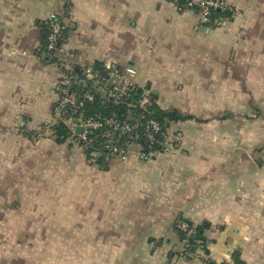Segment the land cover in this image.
Wrapping results in <instances>:
<instances>
[{
	"label": "crops",
	"instance_id": "1",
	"mask_svg": "<svg viewBox=\"0 0 264 264\" xmlns=\"http://www.w3.org/2000/svg\"><path fill=\"white\" fill-rule=\"evenodd\" d=\"M67 1L65 45L73 63L130 67L160 108L194 118L170 125L178 137L174 149L149 160L109 159L107 169L54 138L41 159L72 167L73 159L83 160L81 200L71 203L74 194L67 193L54 205V229H61L54 255L65 244L68 258L83 264H232L236 254L243 264H264V41L249 40L256 13L240 11L214 29L199 26L196 12L171 0ZM225 1L237 9L264 2ZM64 6L63 0H0L3 131L10 129L5 117L29 121L53 112L62 68L40 53L38 21ZM179 218L210 224L204 244L184 251ZM8 253H0V264H10Z\"/></svg>",
	"mask_w": 264,
	"mask_h": 264
},
{
	"label": "rangeland",
	"instance_id": "2",
	"mask_svg": "<svg viewBox=\"0 0 264 264\" xmlns=\"http://www.w3.org/2000/svg\"><path fill=\"white\" fill-rule=\"evenodd\" d=\"M226 3L229 9H234L233 18L240 11L244 17L247 10L256 13V22L250 26L253 33L249 40L263 43L264 2H248L238 9L227 1ZM196 15L199 26L205 25L214 29L224 27L228 21L225 19L208 25L201 21L198 13ZM71 55L72 59L73 54ZM57 64L59 69L63 67L62 63ZM60 75L61 71L58 70L57 79ZM55 99L54 92L53 101ZM5 119V127L10 128L8 131L2 130L1 126L4 124L0 117V253L9 250L10 264H83V260H79L81 257L68 258L72 251L65 244L58 245L59 252L54 255V235L61 234V229H54V215L57 213L54 212V205L60 204L62 198L67 199V193L74 194L73 198L69 196L71 203L81 200L83 160L73 159L75 163L72 167L66 161L41 159L42 156L50 154L49 143L54 141L53 125L60 122L53 112L48 118L35 117L29 121L25 119L32 130H18L16 123H22V117L18 122L15 116ZM46 138L49 139L48 143ZM67 142L72 148L78 147L74 138L68 136ZM81 151L84 152L82 148ZM74 156L77 157V153ZM89 162L96 164L92 159ZM56 200L58 202H54ZM61 212L59 216L63 215ZM64 253L69 255L62 259Z\"/></svg>",
	"mask_w": 264,
	"mask_h": 264
},
{
	"label": "built area",
	"instance_id": "3",
	"mask_svg": "<svg viewBox=\"0 0 264 264\" xmlns=\"http://www.w3.org/2000/svg\"><path fill=\"white\" fill-rule=\"evenodd\" d=\"M63 1L64 9L60 13L50 14L47 18L51 25L48 47L53 51L55 62L62 63L63 66L55 84L54 117L67 127L69 138L82 142L84 148L100 147L107 157L113 156L121 160L132 157L149 160L174 149L178 137L174 138L170 129L164 128L160 120L149 110L150 105L156 102L150 90H143L139 97L127 103L125 118H120L116 112L109 116L85 115L86 103L93 101L96 93L106 100L127 101L131 90L135 89L132 79L135 71L116 63H103V66H97L96 62H91L80 65V72H76L71 51L65 45L68 1ZM186 1L189 7L198 6L197 13L205 23L212 21L209 10L211 7L221 9L228 7L225 0ZM136 107L148 111L150 116L146 119L145 115L135 117L132 109ZM78 126L82 127L81 132L77 131ZM175 230L184 241V251H189L192 248L190 238L196 231L195 226L179 218L176 220Z\"/></svg>",
	"mask_w": 264,
	"mask_h": 264
},
{
	"label": "trees",
	"instance_id": "4",
	"mask_svg": "<svg viewBox=\"0 0 264 264\" xmlns=\"http://www.w3.org/2000/svg\"><path fill=\"white\" fill-rule=\"evenodd\" d=\"M172 2H174L178 8L180 10H186L188 8H191L192 10H194L197 13L198 10V6L197 5H193V7H189L187 5V1L186 0H171ZM178 1V3H177ZM68 9H69V2H68ZM210 17L212 19V21L210 23H208V25H214L216 24V22H220L223 21L225 19L227 20H232L233 16H234V9H229V6L226 9H221V8H210ZM38 27L40 29V41H41V47H40V53L44 54L45 56L48 57V61L50 62H54L56 61V59L54 58L53 55V51L51 49H49L48 45H49V35L51 33V25L50 22L45 19V20H40L38 21ZM69 30V26L68 28L64 31L65 37L67 38V33ZM97 66H103V62L100 61H96L95 63ZM119 65V64H117ZM80 65H75V71L76 72H80ZM121 66V65H119ZM135 86V89L131 90L130 92V97L127 99V101L125 102H115L113 100H106L103 99L102 96L99 93L95 94V98L93 101H90L88 103H86L85 106V115L89 116V115H102V116H109L112 112H116L120 118H125L127 115V109H128V102L139 97L143 90L147 89L151 91V94L153 95V97L156 99V102L154 101V103H152V105H150L149 110L151 111L152 115L154 117H156L158 120H160V122L162 123V125H164V128L169 129L170 125L172 124V122H177L180 120H186V119H192L194 118L192 115H183L178 109H171V110H164L162 108H160L159 104H158V97L156 95V93L150 89L151 87L149 85L146 86H141L137 83H133ZM54 104L53 103V113H54ZM133 114L136 116H140V115H145V118H148L150 116L149 112L136 107L133 108ZM25 117L23 118V122L20 123V129L23 128V123H25ZM53 132H54V138L56 140L57 143H65L67 142L69 133H68V129L67 127L62 123L59 122L56 125H53ZM78 145V147L82 148L84 150V153L86 154L87 158L90 160H94V162L104 168L107 169L108 168V162L109 159H116L115 157L111 156V157H107L104 154V150H101L100 147H95V146H90V147H83L84 145L82 144V142L80 143L79 141L75 140ZM83 145V146H82ZM143 146L145 147V144L143 143ZM103 154H102V153ZM93 153H97L96 155H94ZM191 225H193L192 223H190ZM195 226V225H193ZM210 224L209 223H204L202 226H195V233L191 236L190 238V242L193 244L199 242L200 244H204L205 242V236H204V231L205 228H209ZM232 264H243V261L240 259V255L236 254L234 256V261Z\"/></svg>",
	"mask_w": 264,
	"mask_h": 264
},
{
	"label": "water",
	"instance_id": "5",
	"mask_svg": "<svg viewBox=\"0 0 264 264\" xmlns=\"http://www.w3.org/2000/svg\"><path fill=\"white\" fill-rule=\"evenodd\" d=\"M77 131H78V132H81V131H82V127H81V126H78V127H77Z\"/></svg>",
	"mask_w": 264,
	"mask_h": 264
}]
</instances>
